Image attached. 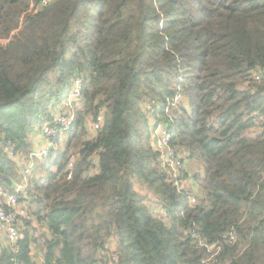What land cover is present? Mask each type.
Here are the masks:
<instances>
[{
	"label": "trees",
	"instance_id": "1",
	"mask_svg": "<svg viewBox=\"0 0 264 264\" xmlns=\"http://www.w3.org/2000/svg\"><path fill=\"white\" fill-rule=\"evenodd\" d=\"M78 77L72 127L25 175ZM24 177L46 242L27 222L0 264H264V0H0V187Z\"/></svg>",
	"mask_w": 264,
	"mask_h": 264
},
{
	"label": "built area",
	"instance_id": "2",
	"mask_svg": "<svg viewBox=\"0 0 264 264\" xmlns=\"http://www.w3.org/2000/svg\"><path fill=\"white\" fill-rule=\"evenodd\" d=\"M83 81L82 77L76 78L74 89L70 92L62 105L52 109V119L43 124L40 134L33 136V138L36 139L35 142L39 141V147L30 153L31 160L25 170V175L35 168L36 159L43 158L48 155L49 149L52 146H55V138L59 136L64 137V132L72 127L75 120V111L72 108V104L73 102L79 101L82 97ZM150 108L151 105H148V109ZM99 119H102L101 115H99ZM91 126L93 130H98L101 126V122L98 121L91 124ZM170 138L171 133L168 132L166 128L159 127L157 147L161 151L163 164L171 169L168 173L169 179L174 181L179 187H182L183 183L186 182L183 179L182 163L179 159H177L174 150L167 147ZM6 151L13 156L16 153L15 145L8 142ZM93 162H95V159H93ZM68 167L72 170L73 163H70ZM69 177H71V174ZM27 187L28 183L27 178L25 177L21 182L14 185V191H8L7 189L0 187V231L4 242L9 244L14 251L18 249L19 242L25 238L24 225L27 224V222H31L35 228L33 233V237L36 240L34 243L35 251L36 248L46 242V238L42 236L41 231L37 227V219L34 210L30 208L27 203L20 200L21 193H24ZM191 200L195 203L197 198L192 197ZM235 239V234L231 231L227 241L229 243H233ZM200 243L205 242L201 241ZM206 246L209 251H212L210 260L216 262L217 259L215 257L219 254L220 247L218 246L216 251H213L216 248L215 244H206Z\"/></svg>",
	"mask_w": 264,
	"mask_h": 264
},
{
	"label": "rangeland",
	"instance_id": "3",
	"mask_svg": "<svg viewBox=\"0 0 264 264\" xmlns=\"http://www.w3.org/2000/svg\"><path fill=\"white\" fill-rule=\"evenodd\" d=\"M184 100H185V95L183 93H179L176 97L175 102L177 103V102L184 101ZM148 101H151V100L150 99L145 100V102H148ZM149 105H151V104H149ZM170 110H171V108L169 109V111ZM153 128H154V125H151V129H153ZM34 135H35V132L33 133L32 136H34ZM157 137H158V133L155 134V136H154L155 141H157ZM187 165H188L189 174L193 176V173H195L199 170L201 171V169L203 167V162H202V159L199 156H197V157L190 158L187 162ZM133 179L135 181L136 190L143 195H147L149 197V200H151L150 203H154L157 196L148 187V185L145 184L143 180H140L138 178H133ZM185 185H186V182L183 183L182 187H184ZM191 185H192L191 188H193L195 192L200 190V187L198 185H196L194 182H191ZM182 187L178 186V189H182ZM198 201H199V199H197V202Z\"/></svg>",
	"mask_w": 264,
	"mask_h": 264
},
{
	"label": "crops",
	"instance_id": "4",
	"mask_svg": "<svg viewBox=\"0 0 264 264\" xmlns=\"http://www.w3.org/2000/svg\"><path fill=\"white\" fill-rule=\"evenodd\" d=\"M4 244H6V243L4 242V239H3L2 233H1V231H0V246H1V245H4Z\"/></svg>",
	"mask_w": 264,
	"mask_h": 264
}]
</instances>
